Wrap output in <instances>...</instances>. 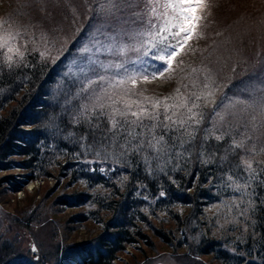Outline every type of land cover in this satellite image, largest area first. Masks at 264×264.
<instances>
[{"label": "trees", "instance_id": "obj_1", "mask_svg": "<svg viewBox=\"0 0 264 264\" xmlns=\"http://www.w3.org/2000/svg\"><path fill=\"white\" fill-rule=\"evenodd\" d=\"M6 1L5 8L0 3V32L16 35L14 43H21L25 57L20 61L14 55L9 67L0 53V174L19 171L0 177V188L16 194L32 180L55 177L54 186L65 185L53 199L54 208L59 213L77 208L67 222L101 226L86 243H65L55 264H113L127 248L146 244L152 249L155 243L175 253L188 246L192 256H212L217 264H264V112L250 98L264 97V14L259 15L264 1L245 11L244 0L234 7L228 0H208L196 30L200 35L178 54L166 76L168 85L152 87L148 81L153 78L126 85L133 100L179 99L200 90L192 83L200 84L205 73H193V68L211 69L214 95L201 101L206 118L194 147L165 157L166 164L145 163L144 155L151 153L122 155L123 138L111 143L107 118L79 111L84 101L76 97L73 62L101 22L100 0ZM149 7L141 0L136 9L143 23ZM230 7L243 12L238 23L233 30L228 23L217 30L214 24L229 18ZM255 21L262 31L251 25ZM238 98L244 102L236 103ZM217 107L222 120L212 117ZM163 131L158 128L157 134ZM168 136L189 138L182 130ZM238 180L251 181L253 207L250 219L234 229L240 234L229 249L221 238L233 224L226 202ZM198 234L200 243L192 245L190 238ZM0 264L22 263L0 254Z\"/></svg>", "mask_w": 264, "mask_h": 264}, {"label": "snow or ice", "instance_id": "obj_2", "mask_svg": "<svg viewBox=\"0 0 264 264\" xmlns=\"http://www.w3.org/2000/svg\"><path fill=\"white\" fill-rule=\"evenodd\" d=\"M140 2L100 0L96 12L102 14L99 15L101 22L93 27L79 59L73 62L75 83L79 85L76 97L84 101L79 109L82 115L94 116L97 120L107 118L112 144H118L123 138L119 144L124 149L122 155L151 153L144 155L145 163L156 160L166 164L165 157L182 155L189 150L186 145L194 147L195 133L206 118L200 110L201 101L207 102L214 95L211 69H192L193 73H205L200 84L192 83V88H199V92L192 91L179 99L165 97L164 101L146 97L151 108L145 101L131 99L135 94L126 85L135 86L140 79H154L172 69L174 58L183 51L187 41L200 35L196 30L203 20L201 12L205 5L204 0H147L148 19L143 23V14L136 10ZM138 21L142 26H137ZM15 40L16 35L0 32V53L9 67L15 62L14 55L20 61L25 57ZM46 54L40 53L42 57ZM177 93L180 94L179 89ZM250 98L253 103L259 101L264 112V97L252 95ZM243 102L242 98L236 101ZM212 117L224 118L218 107L213 109ZM158 128L164 130L163 134H157ZM181 130L189 137L187 140L172 136L165 139L169 132ZM251 168L248 163V169Z\"/></svg>", "mask_w": 264, "mask_h": 264}, {"label": "rangeland", "instance_id": "obj_3", "mask_svg": "<svg viewBox=\"0 0 264 264\" xmlns=\"http://www.w3.org/2000/svg\"><path fill=\"white\" fill-rule=\"evenodd\" d=\"M5 1V3H4ZM31 1V0H30ZM219 1V0H218ZM239 0H228V7L233 4V7ZM241 5L245 11L251 10L252 4H259L262 0H244ZM264 1V0H263ZM25 0H17L18 5H22ZM208 0H204V7L201 14L204 15L208 11ZM2 6L8 4L6 0H0ZM230 7L227 10V20H220L215 23L216 29L224 28L228 23V28L233 30L238 23L243 12L237 14V8ZM241 8V7H240ZM7 11V10H6ZM4 12H0V15ZM263 12L259 15H263ZM258 31H262L258 27L257 21L251 24ZM239 26V25H238ZM252 27V26H251ZM255 29H253L255 31ZM10 33V32H9ZM257 34V33H256ZM193 39L187 41L184 48L192 42ZM87 43V41L85 42ZM21 45V43H20ZM19 45V46H20ZM178 56V55H177ZM174 58L173 65L175 62ZM172 65V66H173ZM168 74L164 72L163 76L157 75L154 79H149L148 84L152 87L164 88L168 85ZM18 170L10 172H2L0 177L8 174L17 175ZM51 178L52 183H49V178H44L45 183L40 185H30L28 183L22 191L16 194L5 192L0 188V254L6 256L7 260L26 264H55L57 261V253L65 243H86L92 237L99 233L101 226H96L95 223L86 222V225L70 224L67 222L68 216L77 211L75 209L64 208L62 212H58V208H54L53 199L61 193L65 182L58 186L56 185L55 177ZM236 188L232 196L226 202L230 213L233 216V224L227 226V233L222 236V240L231 249L237 242L239 237L235 228H239L243 221L250 219V211L252 210V200L254 198L253 187L251 181H235ZM30 185V186H29ZM55 187V188H54ZM6 190V189H5ZM8 191V190H6ZM229 232V233H228ZM235 233V234H234ZM200 236L191 237L192 245L200 243ZM154 248L146 244L132 246L122 252L117 261L113 264H217L213 261L212 256L209 257H194L192 256L188 246L185 250L172 252L164 248L162 245H157ZM187 250V251H186ZM9 253V254H8Z\"/></svg>", "mask_w": 264, "mask_h": 264}, {"label": "built area", "instance_id": "obj_4", "mask_svg": "<svg viewBox=\"0 0 264 264\" xmlns=\"http://www.w3.org/2000/svg\"><path fill=\"white\" fill-rule=\"evenodd\" d=\"M48 180H49V183L51 184L52 181H51L50 179H48ZM44 181H45V180H41V181H40V180L31 181L30 185L33 186V185L35 184V185L38 186V185H40L41 183H45ZM30 185H29V186H30ZM129 248H130V247H129ZM127 249H128V248H127ZM115 261H117V259H116Z\"/></svg>", "mask_w": 264, "mask_h": 264}]
</instances>
